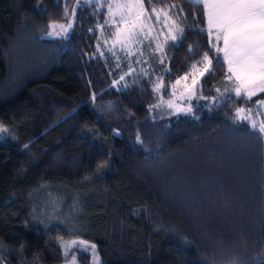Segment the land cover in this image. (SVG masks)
Returning a JSON list of instances; mask_svg holds the SVG:
<instances>
[{
  "label": "trees",
  "instance_id": "1",
  "mask_svg": "<svg viewBox=\"0 0 264 264\" xmlns=\"http://www.w3.org/2000/svg\"><path fill=\"white\" fill-rule=\"evenodd\" d=\"M143 3L175 8L130 52L108 0H0V264H91L92 245L101 264H264V94L229 99L202 5ZM205 53L174 116L164 101Z\"/></svg>",
  "mask_w": 264,
  "mask_h": 264
},
{
  "label": "snow or ice",
  "instance_id": "2",
  "mask_svg": "<svg viewBox=\"0 0 264 264\" xmlns=\"http://www.w3.org/2000/svg\"><path fill=\"white\" fill-rule=\"evenodd\" d=\"M149 2L151 3V0ZM198 2L202 4L206 15L207 33L210 37L214 34V39L211 41L212 47L215 48L216 53H223L222 62L217 55L216 63L227 65L226 79L232 81L230 91L234 93V97H229V99L244 97L251 101L252 97L264 94V0H198ZM174 8V5H169L167 9H153L152 14L155 15L157 22L160 21L162 14L167 23L171 16L169 9ZM108 12L111 18L119 17L118 20L113 19L115 30L111 35L114 45L131 46L137 42L140 34L144 33L145 24L152 18L145 9L143 0H125V2L117 0L115 3L108 4ZM105 24H109V21H105ZM50 27L52 29L59 28L66 33L72 24L52 23ZM168 27L171 34L175 25L169 24ZM177 31L179 30L177 29ZM171 39L175 41L177 36L171 34ZM219 41H222L223 47L216 46V42ZM201 63L203 64L202 68L198 67ZM212 66L213 60L207 53L203 55L201 61L192 65L194 71L191 73V86L187 83L184 84L180 93L181 98L185 93L188 98L196 95L197 73L200 77L210 74ZM120 79L123 80L124 77L121 76ZM188 79L189 73L176 79L175 84L172 85L173 95L176 86L180 85L182 80L187 81ZM161 86V81L158 80L155 90L159 92ZM200 98L203 99L202 96ZM253 104L257 107L259 114V108L264 106V96H261ZM167 107L176 112H192L191 106L182 108L172 100L167 101ZM245 112L246 109L242 107L237 109L236 115L240 117L241 113ZM241 119L246 121L248 118L245 116ZM256 127L257 125L253 122L252 129ZM259 133H264V122L259 124L258 132L254 133L257 138ZM62 246L69 248L72 244L62 242ZM91 248L94 250L95 245H92ZM221 255L223 256V253Z\"/></svg>",
  "mask_w": 264,
  "mask_h": 264
},
{
  "label": "rangeland",
  "instance_id": "3",
  "mask_svg": "<svg viewBox=\"0 0 264 264\" xmlns=\"http://www.w3.org/2000/svg\"><path fill=\"white\" fill-rule=\"evenodd\" d=\"M99 1H101V0H99ZM108 1H109V3H115V2H117V0H108ZM119 2H125V0H119ZM113 19L110 21L109 25L115 27V24L113 23ZM118 19H119V17H115V20H118ZM151 19L152 20L153 19L156 20L155 15H153ZM160 22H161V25H164L163 27H167V23L164 20V16H160ZM149 23H150V21L145 24V28H144V33H147V34L145 35L144 33H141L140 36L138 37L137 42L133 43L131 46H122V45H119V44H115L113 46L114 47L117 46L118 49L124 48V49H127L128 51L132 52L133 49L135 50V48H138L140 46L141 41H142V38L145 39L148 36H151V33H150L151 30L150 29H151L152 26ZM157 37L159 38V40H161V37H163V36L162 35H158ZM193 71H194V69L191 71V73ZM191 73L189 74V79L187 81H183L182 80L181 81V84L176 86L175 94L173 95V93H172V97L170 99H166L164 101V104L166 106H167V101L168 100H172L174 103L178 104L182 108H186L188 106H191L192 107V103L196 99L195 96H192L191 98H188L186 93L184 94V97L183 98H181V96H180V93L183 90V87H184V84L185 83H187L188 85L191 86V80H192ZM196 78H197V80L199 82L202 77H200L198 75V73H197ZM196 89H197V85L195 86V91H196ZM260 109H261L262 113L259 112V114H257L258 119H260L261 114L264 113V106H261ZM170 110L174 113V116L175 115L176 116H179V115H185L186 114L184 112H176L174 109H170ZM257 116L254 117L252 114H249L247 116V118H248L247 121H249L250 123L256 122ZM5 131H6L5 128L0 126V139L2 138V134H4ZM70 244H72L71 247L65 248V247L62 246V243H61L62 251H63L64 255H66V256L69 255V252L72 249H74L75 247H77V246H75V243H70ZM84 249H87V247L84 248ZM89 250L91 252L90 253L91 254V264H101L100 263V258H99V255H98L96 249L94 248V250H92V248H90ZM64 264H76V256H74L73 259L71 258V260L69 259V261L65 262Z\"/></svg>",
  "mask_w": 264,
  "mask_h": 264
},
{
  "label": "crops",
  "instance_id": "4",
  "mask_svg": "<svg viewBox=\"0 0 264 264\" xmlns=\"http://www.w3.org/2000/svg\"><path fill=\"white\" fill-rule=\"evenodd\" d=\"M188 1H190V2H192V3H196V4H200L199 2H198V0H188ZM200 5H202V4H200ZM205 17H206V15H205ZM207 28V27H206ZM210 37V36H209ZM210 39L211 40H213L214 39V34H213V36L212 37H210ZM221 42V47H223V43H222V41H220ZM221 55H222V60H223V53H221ZM226 65V64H225ZM226 67H227V65H226ZM258 95H260V94H258ZM257 95V96H258ZM256 96H254V97H252V98H255ZM251 98V99H252Z\"/></svg>",
  "mask_w": 264,
  "mask_h": 264
}]
</instances>
